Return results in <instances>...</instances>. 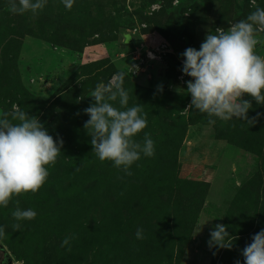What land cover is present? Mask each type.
<instances>
[{
    "label": "rangeland",
    "instance_id": "374dc122",
    "mask_svg": "<svg viewBox=\"0 0 264 264\" xmlns=\"http://www.w3.org/2000/svg\"><path fill=\"white\" fill-rule=\"evenodd\" d=\"M239 5L75 0L68 10L48 0L38 14L18 15L0 0V115L16 104L63 140L43 187L0 207V243L15 264H244L241 250L264 229V115L253 125L215 117L210 124L189 107L191 77L181 71L185 49L199 50L208 32L227 31L264 0ZM258 37L264 55V33ZM170 56L178 63L171 68ZM121 71L129 106L147 113L135 139L146 132L155 142V155H141L131 176L99 160L84 128L91 91ZM251 102L249 118L264 114ZM17 199L37 212L19 231L11 215ZM216 224L227 226L230 249L209 248ZM72 236L69 252L60 245Z\"/></svg>",
    "mask_w": 264,
    "mask_h": 264
},
{
    "label": "clouds",
    "instance_id": "9594fccd",
    "mask_svg": "<svg viewBox=\"0 0 264 264\" xmlns=\"http://www.w3.org/2000/svg\"><path fill=\"white\" fill-rule=\"evenodd\" d=\"M48 0H8V10L13 14L33 15L43 11ZM71 10L75 0H61ZM255 6L256 0H251ZM259 33H264V8L255 7L246 19L224 28H216L201 43L200 49L189 47L181 54V71L191 77L186 81L187 93L191 96L190 108L208 115L209 123L230 121L233 118L247 121L250 125L264 115L257 113L249 118L252 100L264 105V55L257 53L261 43ZM124 72L113 75L108 84L97 86L92 92L93 103L84 109L90 117L84 128L91 137L92 151L100 161H111L126 175L130 168L144 157L155 155V142L144 133L142 142L135 138L148 124L143 105L129 106V92L123 87ZM162 91V86H158ZM245 96L251 100L244 99ZM118 105V106H117ZM79 114V113H78ZM63 147L61 138L55 139L36 116H30L18 105L13 104L10 112L0 115V207L7 208L13 197L25 193H37L49 177V166H54ZM139 167V165L137 164ZM11 215L17 223L14 230L22 227L20 221H31L37 212L31 208L22 209L20 201ZM6 235L0 227V238ZM209 248H228L231 235L227 226L216 224L210 232ZM143 230L138 228L136 239H143ZM65 237L61 247L71 251V240ZM252 242L242 250L244 264H264V229L252 236ZM215 254V253H214ZM235 264H241L236 260Z\"/></svg>",
    "mask_w": 264,
    "mask_h": 264
},
{
    "label": "water",
    "instance_id": "95a60500",
    "mask_svg": "<svg viewBox=\"0 0 264 264\" xmlns=\"http://www.w3.org/2000/svg\"><path fill=\"white\" fill-rule=\"evenodd\" d=\"M243 1L244 0H236V3H237V6H236V9L238 10V9H241V6L239 5V4H242L243 3ZM183 15H181V14H179V17H180V22L182 23V17ZM181 27L183 28L184 26H183V24L181 25ZM106 84H108V82H105V81H103V82H101L100 84H99V86H104V85H106ZM95 90V89H94ZM94 90H92L91 91V94H92V92L94 91ZM0 247H2V249L5 251V261H6V264H15L14 263V261H13V259L11 258V256L9 255V253H7V251L4 249V246L3 245H1V243H0Z\"/></svg>",
    "mask_w": 264,
    "mask_h": 264
},
{
    "label": "trees",
    "instance_id": "16d2710c",
    "mask_svg": "<svg viewBox=\"0 0 264 264\" xmlns=\"http://www.w3.org/2000/svg\"><path fill=\"white\" fill-rule=\"evenodd\" d=\"M167 62H168V65H169L170 68H171V67H174L175 65L178 64V63L176 62L175 57H172V56H170V57L167 58ZM0 249L2 250V247H0ZM4 253H5V252H4Z\"/></svg>",
    "mask_w": 264,
    "mask_h": 264
},
{
    "label": "flooded vegetation",
    "instance_id": "af4514ba",
    "mask_svg": "<svg viewBox=\"0 0 264 264\" xmlns=\"http://www.w3.org/2000/svg\"><path fill=\"white\" fill-rule=\"evenodd\" d=\"M197 1V0H196Z\"/></svg>",
    "mask_w": 264,
    "mask_h": 264
}]
</instances>
